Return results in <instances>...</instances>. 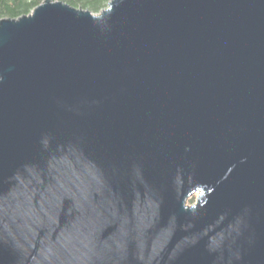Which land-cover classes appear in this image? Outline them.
<instances>
[{"label":"water","instance_id":"95a60500","mask_svg":"<svg viewBox=\"0 0 264 264\" xmlns=\"http://www.w3.org/2000/svg\"><path fill=\"white\" fill-rule=\"evenodd\" d=\"M0 264H264V0L1 19Z\"/></svg>","mask_w":264,"mask_h":264},{"label":"trees","instance_id":"16d2710c","mask_svg":"<svg viewBox=\"0 0 264 264\" xmlns=\"http://www.w3.org/2000/svg\"><path fill=\"white\" fill-rule=\"evenodd\" d=\"M45 0H0V20L13 19L28 15L32 9ZM75 8H82L93 13H99L106 8L111 0H58Z\"/></svg>","mask_w":264,"mask_h":264},{"label":"rangeland","instance_id":"374dc122","mask_svg":"<svg viewBox=\"0 0 264 264\" xmlns=\"http://www.w3.org/2000/svg\"><path fill=\"white\" fill-rule=\"evenodd\" d=\"M96 14V13H95ZM98 14V13H97ZM196 196H193V198L188 202V205H191L195 202Z\"/></svg>","mask_w":264,"mask_h":264}]
</instances>
